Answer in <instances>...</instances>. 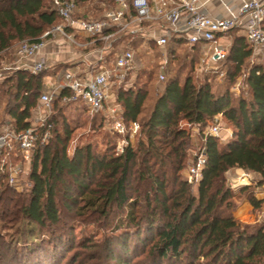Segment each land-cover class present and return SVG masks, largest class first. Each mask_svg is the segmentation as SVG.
Wrapping results in <instances>:
<instances>
[{
	"label": "trees",
	"instance_id": "1",
	"mask_svg": "<svg viewBox=\"0 0 264 264\" xmlns=\"http://www.w3.org/2000/svg\"><path fill=\"white\" fill-rule=\"evenodd\" d=\"M73 1L79 10L94 0ZM94 2L92 9L102 12L100 5L108 8L112 0ZM51 5L52 0H0V56L17 42L39 41L58 24ZM229 36L221 64L227 66L222 89L213 90L207 80L214 74L216 79L218 73L206 75L200 84L194 82L199 48L180 39L168 42L165 66L176 58L177 48L185 46L191 56L186 74L191 75L166 79L156 96L146 83H138L142 69L133 79L127 77L131 85L113 88L124 122L140 126L136 146L128 144L121 154L110 150L97 154L91 145L70 153L72 132L61 114L70 92L63 91L46 119L51 136L36 147L26 186L16 193L0 175V221L23 235L12 246L0 239V252L5 245L13 248L10 258L3 255L4 259L39 264L43 258L61 264L75 250L66 264H264V226L243 224L234 217L237 195L244 194L253 210H259L264 200L254 197L251 185L236 192L226 181V173L238 169L257 174L256 185L264 186V67L250 66L244 79L246 92L233 95L232 87L252 49L239 30ZM68 68L59 63L37 75L6 73L0 81V97L5 98L0 121L10 119L18 131L29 128L45 78L60 77ZM218 115L232 135L223 143L201 136L205 165L192 193L181 177L190 133L180 123L196 126L202 133ZM63 213L82 224L114 231L99 243L87 240L76 246L70 233H59L65 225ZM28 226L33 230L27 231ZM34 229L44 238L34 241ZM122 229L126 232L114 234Z\"/></svg>",
	"mask_w": 264,
	"mask_h": 264
},
{
	"label": "built area",
	"instance_id": "2",
	"mask_svg": "<svg viewBox=\"0 0 264 264\" xmlns=\"http://www.w3.org/2000/svg\"><path fill=\"white\" fill-rule=\"evenodd\" d=\"M210 1L112 0L111 6L104 7L102 14L92 19L77 17L78 10L73 0H52V10L60 22L50 27L39 41L19 42L12 65L4 67L3 71L37 75L46 70L51 65L46 59L36 57L49 43L61 41L70 47L91 50L80 60V63H86L83 69L74 64L60 77L45 78V90L29 128L18 131L10 119L0 121V175L5 176L6 184L20 190L21 176L28 170L36 147L45 145L50 139L51 127L46 119L63 91L70 92L67 102L76 103L81 98L83 107L92 114H100L107 123L110 121L115 133L129 135L130 141L135 138L140 126L124 122L113 90L114 87L131 85L127 77L137 68V54L131 45L120 43L119 49L114 50L115 43L123 37L143 38L163 55L158 76L160 84L165 81L166 46L172 39H180L189 47L199 48L194 71L198 78L217 72L225 61L230 42L224 43L222 39L228 40L232 30H239L247 39L252 49V60L264 61V3L261 0H239L235 5L226 0H216L224 8L226 16L215 17L205 12ZM76 37H83L85 41L78 43ZM111 50L115 52L110 63L107 54ZM233 91H239L237 85ZM221 122V115L216 116L212 126L202 132L203 137L220 138ZM224 131L231 137L230 129L225 128ZM11 156L17 159L12 161ZM204 165L205 156L200 149L186 171L185 180L190 186L199 184Z\"/></svg>",
	"mask_w": 264,
	"mask_h": 264
},
{
	"label": "rangeland",
	"instance_id": "3",
	"mask_svg": "<svg viewBox=\"0 0 264 264\" xmlns=\"http://www.w3.org/2000/svg\"><path fill=\"white\" fill-rule=\"evenodd\" d=\"M94 1H91V3L86 4L81 9H79L76 13V16L92 18V19L98 18L102 14L103 11L97 12L92 9L96 4ZM100 8L104 9V6L100 5ZM142 40L143 38L136 37L132 39L129 37H123L120 39V42L122 43L123 46H125L126 44L131 45L137 54V62H136L137 68L135 71H133L130 74V79H133L135 76V73L138 70L142 69V72L138 73L139 79H140L138 83L139 84L146 83L145 87L149 89L150 94H153L154 96H156L161 93V84L158 81V76L160 74L159 72L160 67H161L160 65L162 61H164V58H163V55L159 52V50L156 47L151 46L147 48L146 42L144 43ZM76 41L78 43H82L84 40L76 37ZM18 44L19 42L13 44L7 54L0 56V81H2L5 75H7L3 71V68L8 65H12L13 63L14 53H15V50ZM114 50H111L107 54V57L109 59L108 61L110 63L113 62L114 52L117 51V49L115 51ZM71 51L73 52V54L75 52L76 53L74 54V56H72L73 58L71 60H68V62L63 63V64L67 65L68 67H71L74 64L75 66L83 65L85 67L86 63L85 62L80 63V60L84 59L85 57L84 55L87 54L90 51V49L82 50V48H75L73 46ZM175 53H176V58L171 59L170 63L168 62V65L164 66L163 68L165 80L166 79L169 80L175 77L177 74L178 75L180 74L182 75V73L186 74V72L188 71L187 63L189 62V59L191 57L189 56V50L185 46H183V47L177 48ZM254 64H260L264 67V61L262 60H255V59L252 60L251 58L247 60L245 68L242 70L240 78L237 79L234 83L239 88V91H233L234 89V85H233L232 90H231L233 95L239 96L240 94L246 92L244 79H245V76L247 75V71L249 67ZM181 65H185V66L181 68V71L178 72L177 69ZM226 67H227L226 65L225 66L222 65L218 67L217 72H215V73H218L217 74L218 76L216 75L217 76L216 79L214 78V75H215L214 73H212L214 75H212L211 77H208L207 80L209 81L213 90L216 91V90L222 89V87L223 88L225 87V81L223 79V75H224V70L226 69ZM187 74L191 75V73H187ZM220 75H222V77L218 79ZM192 76L196 84H200L203 82V77L198 78L195 76V74ZM4 103H5V98L0 97V112L3 109ZM61 114H62L63 119L69 125L71 132H72V138H71V143H70V153L74 150V148L91 145V147L94 149V151L97 154L108 153V151L110 150V152H113L115 155H117V154L122 153V149L123 147L124 148L126 147L125 145L127 142L130 145L135 147L140 137V128L135 138L132 141H130L129 135H119L115 133L114 130H112L111 128L112 124L110 121L107 123L103 119V117L101 119L100 114H92L83 107L81 98H79L76 103H69L67 105H64L62 107ZM212 124L213 122H210L208 124V127L212 126ZM221 126H222V130H221L219 141L223 143L227 139L226 137L227 134L224 131V129L225 128H228L230 130L232 129L230 126L226 124L223 118H222ZM180 127L186 129L190 133V147L188 151V160L186 162L185 168L181 172V177L182 179L185 180L187 168L190 166L191 162L194 160V157L198 154L201 148L202 133L199 132L196 126L187 124L184 121L180 123ZM16 159H17L16 157L11 156L12 161H15ZM27 172L28 170L25 171V173H23V175L21 176L20 190H15L12 187H9V186L8 187L13 189L16 193H20L22 189L26 186ZM235 178L236 180L232 181ZM258 180L257 178L250 179L245 172L238 171V170L236 171L231 170L226 173V181L233 191L238 192V189L243 187L242 185L249 184L253 188L254 197L255 198L263 197L262 199H264V186H257L256 184ZM3 183L5 184L7 183L5 178L3 179ZM231 185H233L234 187H231ZM196 188L197 186H191L192 193H196ZM245 199L246 197L244 194L237 195L236 197L237 209L234 212L235 219L243 224H249V225L258 224V225L264 226V203L259 210H253L252 208L248 211L247 208H245L244 206L242 205L240 206V204L244 202ZM241 220L246 221V223L242 222ZM62 222L65 225L63 226V228L61 227L59 228L60 229L59 233H63L66 235L70 233V235L74 238V245L76 246L77 244L83 243L84 241H87V240H93V242L99 243L103 240L104 237L112 235L114 231V230L105 231L102 228H99L93 225L82 224L77 218H75L73 215H69L68 213H63ZM20 229L23 230L24 227L21 226ZM29 230H33V228L31 226L30 227L28 226L27 231ZM14 231H15V227H9L0 221V239L3 238L8 243H11V246L13 245L12 241H15L16 239L18 240V238H23L22 233L15 234ZM34 231H35L34 241H37V240L39 241L44 238V235L41 231L37 229L36 230L34 229ZM124 232L126 231L122 229L117 232L115 231L114 234L121 235ZM28 240L32 241L30 237H28ZM4 249L5 250L3 252H0V264H14L10 260H7V259L5 260L3 256L5 255L7 258H10V255L13 252V248L11 250L9 247H7V245H5ZM86 251H89V249ZM74 252L75 250L74 251L72 250L71 252L67 253L64 260L61 262V264H66ZM29 257L32 258L33 256L30 255ZM42 260H43L42 263H39V264H50L48 259L45 260L42 258Z\"/></svg>",
	"mask_w": 264,
	"mask_h": 264
},
{
	"label": "crops",
	"instance_id": "4",
	"mask_svg": "<svg viewBox=\"0 0 264 264\" xmlns=\"http://www.w3.org/2000/svg\"><path fill=\"white\" fill-rule=\"evenodd\" d=\"M227 2H230V3H234L235 5H237L238 4V1L239 0H226ZM263 3H264V0H261ZM205 12H207V13H209L210 15H212V16H215V17H222V16H226V12L224 11V8L220 5V3L218 2V1H216V0H212V1H210L208 4H207V6H206V8H205ZM78 38H81V39H83L84 41H85V38H83V37H78ZM83 41V42H84ZM144 43L146 42V45H147V48L148 47H151V46H153V44L152 43H148L146 40H142ZM222 42H224V43H228V42H230V37H229V39L228 40H226V39H222ZM121 42H120V40L117 42V43H115V45H116V49L118 50V48H117V46H119V44H120ZM73 47H70L69 45H67L66 43H62L61 41H58V43H49V44H47L46 45V47L44 48V50L43 51H41L38 55H37V57H36V59L37 58H44V59H46V61L50 64V65H54V64H59V63H66V62H68V60H71L73 57L72 56H74V54L76 53H74L73 54V52L71 51V49H72ZM90 49V48H89ZM115 49V50H116ZM91 50V49H90ZM71 52V53H70ZM78 68H84V66L82 65H79V66H77ZM210 74V73H209ZM208 75V74H207ZM227 137V139L229 138L228 136H226ZM236 170H238V169H235V171ZM238 171H242V170H238ZM242 172H244V171H242ZM247 175H248V177L250 178V179H253V178H257V180L259 179V176L257 175V174H255V173H248V172H245ZM236 180V178L235 179H233L232 181H235ZM251 184V183H250ZM242 186H250L249 184H247V185H242ZM258 198V197H257ZM262 198L263 197H259L258 199L259 200H262ZM244 206L245 208H247V210L249 211L250 209H252V206L249 204V202L245 199V201L244 202H242L241 204H240V206ZM239 207V206H238ZM248 213V212H247ZM242 222H245L246 223V221H243V220H241Z\"/></svg>",
	"mask_w": 264,
	"mask_h": 264
}]
</instances>
